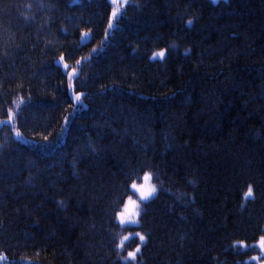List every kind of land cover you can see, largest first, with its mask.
<instances>
[{
    "label": "trees",
    "instance_id": "1",
    "mask_svg": "<svg viewBox=\"0 0 264 264\" xmlns=\"http://www.w3.org/2000/svg\"><path fill=\"white\" fill-rule=\"evenodd\" d=\"M262 235L264 0H0V264H256Z\"/></svg>",
    "mask_w": 264,
    "mask_h": 264
},
{
    "label": "snow or ice",
    "instance_id": "2",
    "mask_svg": "<svg viewBox=\"0 0 264 264\" xmlns=\"http://www.w3.org/2000/svg\"><path fill=\"white\" fill-rule=\"evenodd\" d=\"M114 2H116V0H114ZM211 2L213 4H215V3H219L220 0H211ZM225 2H226V0H225ZM115 15H116V13L114 12L113 16L115 17ZM191 24H192V22L189 21L188 26L191 27ZM109 27L111 28L112 25L110 24ZM164 57H165V52L160 51V52L153 53L150 59L155 61L157 59H164ZM61 59H63V58H61ZM65 67H67V66H65ZM75 98L77 101L80 100L79 95H77ZM19 136H20V133L17 132V137H19ZM143 179L145 181L144 184H141L138 186L136 183H132L131 188L135 192L139 193L140 201L147 202V201H149L150 198L153 197L156 189H155L154 185L151 187L148 186V181H150L152 179L151 174H145ZM252 196H253V191H252V188L249 187L248 191L246 193L245 199H248L249 197H252ZM138 207H139V205L136 203V201L132 200L131 197H129L128 204L125 205L124 211L120 213V223L121 224H125L126 222L136 223L137 221L134 219V217L139 215V212L135 211V209ZM137 235H139V233H137ZM127 239H128V237L125 236L124 240H127ZM139 239H140V241H144L145 237L142 235H139ZM238 243H239L240 247H246V245H244L243 242H238ZM258 246L261 248L262 251H264V235L261 236ZM120 247L121 248L123 247V241H121ZM139 251H140V248L137 247L135 252H128L127 257L125 259L135 260L136 259V253H138ZM0 259H3V257H0ZM253 259H259V257H253Z\"/></svg>",
    "mask_w": 264,
    "mask_h": 264
},
{
    "label": "rangeland",
    "instance_id": "3",
    "mask_svg": "<svg viewBox=\"0 0 264 264\" xmlns=\"http://www.w3.org/2000/svg\"><path fill=\"white\" fill-rule=\"evenodd\" d=\"M76 1V0H75ZM111 3H113V4H118L119 2H121V0H116V2H114V0H109ZM222 1H225V0H222ZM85 36H88V34H86V35H83L82 36V40H84V37ZM151 177H152V175H151ZM144 178V177H143ZM143 181H139L138 182V186L139 185H141V184H144L145 183V181H144V179H142ZM154 185V183L152 182V179L150 180V181H148V186L149 187H151V186H153ZM155 186V185H154ZM155 189H156V187H155ZM131 192H132V196H130L131 197V199L132 200H135L136 201V203L139 205V207L138 208H136L135 209V211H137V212H139V215L138 216H136V217H134V219L137 221L136 223H131V222H126L125 224H121L120 223V213L121 212H123L124 211V208H125V205L126 204H128V201H129V199L126 201V203H125V205L123 206V208H122V210H121V212L119 213V215H118V222L120 223V225H121V227H135V226H137L138 225V219H139V216H140V213H141V208H142V205L145 203V202H143V201H140V199H139V193L138 192H135L132 188H131ZM156 195V191H155V193H154V195H153V197ZM152 197V198H153ZM152 198H150L149 200H151ZM127 215V214H126ZM137 233H139V232H136V233H134L133 235L134 236H139V235H137ZM258 244H259V241L257 242V244L255 245L256 247H257V249H258V252H257V254L254 256V257H259V259H256V264H264V251H262L261 250V248L258 246Z\"/></svg>",
    "mask_w": 264,
    "mask_h": 264
},
{
    "label": "bare ground",
    "instance_id": "4",
    "mask_svg": "<svg viewBox=\"0 0 264 264\" xmlns=\"http://www.w3.org/2000/svg\"><path fill=\"white\" fill-rule=\"evenodd\" d=\"M120 212H121V211H120ZM120 212H119V213H120ZM119 213H118V215H119ZM117 218H118V217H117Z\"/></svg>",
    "mask_w": 264,
    "mask_h": 264
}]
</instances>
